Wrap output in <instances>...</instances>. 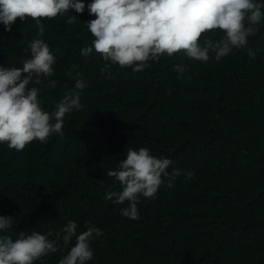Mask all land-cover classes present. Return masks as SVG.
Wrapping results in <instances>:
<instances>
[{
  "label": "trees",
  "instance_id": "trees-1",
  "mask_svg": "<svg viewBox=\"0 0 264 264\" xmlns=\"http://www.w3.org/2000/svg\"><path fill=\"white\" fill-rule=\"evenodd\" d=\"M81 2L83 13L69 9L42 20V36L32 19L17 18L11 31L0 23V67H22L29 43L42 39L56 58L54 74L40 84L34 78L29 88L40 90L49 113L70 90L80 92L82 105L65 115L63 136L54 133L22 151L0 143V216L13 220L7 233L15 239L51 232L56 240L69 220L77 234L97 227L103 235L90 241L87 264H264V17L246 47L219 61L214 53L207 62L177 53L134 72L110 62L105 68L95 50L81 55L93 39L86 22L95 18L87 8L92 0ZM71 15L74 24L67 23ZM223 35L210 31L200 43ZM73 65V76L80 72L87 82L83 90L67 75ZM176 65L186 71L181 75ZM141 147L170 159V175L181 174L170 187L162 177L155 199L141 197L133 220L121 215L127 201L104 199L121 190L106 173L128 148ZM74 242L66 248L58 241L56 253L34 264H59Z\"/></svg>",
  "mask_w": 264,
  "mask_h": 264
},
{
  "label": "clouds",
  "instance_id": "clouds-1",
  "mask_svg": "<svg viewBox=\"0 0 264 264\" xmlns=\"http://www.w3.org/2000/svg\"><path fill=\"white\" fill-rule=\"evenodd\" d=\"M94 19L86 22V27L93 39L91 45L81 50V55L88 57L98 54L105 64L131 67L134 72L143 71L149 61H159L167 55L172 57L183 53L191 60L207 62L210 53L219 61L234 48L241 49L248 44V38L256 35L259 24L264 17V3L257 0H92L87 5ZM74 9L83 13L85 4L81 0H0V23L7 31L17 18L21 21H35L38 35L44 34L41 23L44 19H54ZM77 17L69 16L67 23L74 24ZM220 31L224 35L218 41L204 39L208 32ZM26 51L30 58L22 61V67H0V143L9 149L22 151L33 141L47 142L48 138L58 133L63 136V121L67 113L82 108L80 92H66L55 111L49 113L41 107L37 87L29 88L33 82L41 83V77L54 74L53 65L56 58L50 51L49 44L42 39L32 40ZM248 55L255 59V53L249 49ZM237 56L231 53L230 58ZM67 72L75 80V89L83 90L87 82L82 74L73 70ZM175 70L181 75L186 71L184 65H176ZM102 72L104 69L101 70ZM56 81L50 86L55 87ZM168 158H157L149 149L128 148L126 158L116 170L107 171L108 177L114 178L121 186L120 191H111L104 197L115 204L128 202V207L121 210V215L129 219H139L137 204L141 197L155 199L164 183L162 177L171 179L180 175L175 169L171 175L167 171L172 165ZM191 178L192 173L186 174ZM11 216H0V264H34L35 261L58 251V241L68 247L74 244L59 264H87L93 258L90 241L103 235L102 230L88 226L87 230L77 234V223L69 220L57 232L56 240L47 235L21 232L15 239L7 230L11 229Z\"/></svg>",
  "mask_w": 264,
  "mask_h": 264
}]
</instances>
